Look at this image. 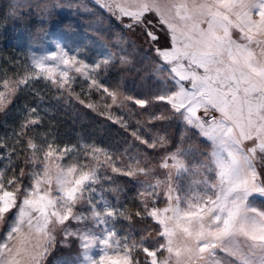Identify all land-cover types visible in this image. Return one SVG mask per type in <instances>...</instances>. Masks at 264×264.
Listing matches in <instances>:
<instances>
[{"label":"snow or ice","instance_id":"6c2138e0","mask_svg":"<svg viewBox=\"0 0 264 264\" xmlns=\"http://www.w3.org/2000/svg\"><path fill=\"white\" fill-rule=\"evenodd\" d=\"M64 11L122 28L95 33L103 52L91 60L59 39L50 50L48 24ZM12 22L29 45L0 54V113L44 81L133 139L118 152L59 144L28 107L0 134V264H49L58 247L51 264H264V0H6L0 29ZM129 74L151 94L126 92ZM93 92L102 111L81 99Z\"/></svg>","mask_w":264,"mask_h":264},{"label":"trees","instance_id":"16d2710c","mask_svg":"<svg viewBox=\"0 0 264 264\" xmlns=\"http://www.w3.org/2000/svg\"><path fill=\"white\" fill-rule=\"evenodd\" d=\"M5 3L6 0H0V17L3 16ZM27 33L28 30L21 27L19 22L10 23L7 31L0 29V54L13 55L19 59V53L27 51V46L24 44V36ZM118 75L115 71L109 72L104 79L106 82L113 81L118 78ZM149 84H151L150 80L142 83L139 77L133 74L125 76L123 81L124 90H132L131 92L135 95L143 91L150 92L151 87H147ZM32 87L36 89V92L29 90L18 94L9 114L0 122V134L12 132L13 127L19 124L22 114L28 111V107H36L43 117L42 124L35 125L36 129L48 132V135L54 136L59 144H79L83 140L95 142L98 146L118 152L131 141L126 138L122 127L109 123L108 119L85 105L58 95L48 83L38 81ZM36 93H39V96ZM136 146L139 145L135 144L133 147ZM118 179L128 184L129 191L125 194L128 197L133 182L126 177Z\"/></svg>","mask_w":264,"mask_h":264},{"label":"rangeland","instance_id":"374dc122","mask_svg":"<svg viewBox=\"0 0 264 264\" xmlns=\"http://www.w3.org/2000/svg\"><path fill=\"white\" fill-rule=\"evenodd\" d=\"M89 2H91V0H89ZM101 11H103V10H101ZM85 18L88 21L87 23L82 21L79 17L71 15L67 11L58 13L57 17L54 18L48 24L49 36H48L47 43H46L45 47L49 48L50 50H55V42L59 39L62 43L67 42V44H70L74 48L79 47V48L85 50L88 53L87 58L89 60H91L93 56H96L98 53L103 52L102 41L97 37V35L95 33L96 32L106 33L110 38L112 36L111 29L113 27L122 28L119 21H117L115 19V17H108L107 14H105L104 19H98L95 13H88V14H86ZM90 29H91V31H90ZM24 35L25 34H23V36ZM24 39H25L24 44H26L27 49H28L29 32L24 36ZM32 51L37 52L38 49L33 48ZM150 51L151 50H149V52ZM40 54H43V53H40ZM25 55H27V51H26V53H19V58H22ZM104 81H105V79H104ZM111 82L112 81H107V83H111ZM49 86L52 87L55 90V92L58 93V95L64 97L65 99H67L69 101L78 102L74 97H72L70 95L69 96L61 95L53 85L49 84ZM80 86H81L80 81L77 80L76 84L73 86L74 91L80 92ZM125 91L130 93V94H133L131 92L132 90L131 91L125 90ZM151 91H152V88H150V92L147 91L148 93H146L145 91H143V92L138 93L137 96H144L145 94H151ZM133 95H135V94H133ZM17 97H18V95L11 102L6 113H0V122L9 114L10 109L12 108L13 104L17 100ZM81 99H85L86 103H88V102L97 103L100 106V110L101 111L103 110V104L105 103V101L101 100V98L95 92L91 93L90 97L87 99H86L84 94H81ZM113 111H116V109L113 108ZM116 114L121 115V116L124 115L123 112H119V111H116ZM125 118L127 119V117H125ZM109 123L115 124L116 126H119L110 120H109ZM132 127H135V125H132ZM123 130H124L126 138H128L132 141L133 138L130 136L129 132L127 130H125L124 128H123ZM146 135H147V133H146ZM135 144H138L139 147L145 148V150H147V151H151L150 149H147L146 146L140 145L139 142L134 141L133 146H135ZM126 145H128V144H126ZM1 167H2V165H1ZM131 195H132V190L129 192L128 197H130ZM109 198H111L110 194H109ZM127 202H128V200L126 199L125 203H127ZM11 219H12V217L10 216L8 218V221L4 222V229L5 230H7V228L9 227ZM111 223H112L111 218H109L108 224L111 225ZM118 223L123 224L124 222L120 221ZM144 223L147 225V224H150L151 222L145 221ZM96 226L98 228L103 227V225H96ZM74 227H75V225H74ZM59 232H60V229L57 228V234H59ZM2 235H3V233H0V236H2ZM70 243L72 245L71 250L73 252L79 251L78 242L70 241ZM61 251H63V250L58 247L56 250H54L52 252V255L49 257V264H51V261L57 255H59ZM98 252H99L98 247H94L92 249L93 254H96ZM81 260H82L83 264H87V260L83 256L81 257ZM57 264H59V262H57Z\"/></svg>","mask_w":264,"mask_h":264}]
</instances>
